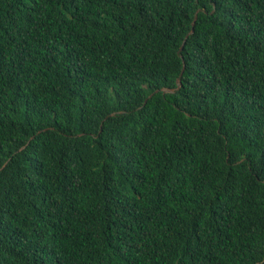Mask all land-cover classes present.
<instances>
[{"label":"trees","instance_id":"trees-1","mask_svg":"<svg viewBox=\"0 0 264 264\" xmlns=\"http://www.w3.org/2000/svg\"><path fill=\"white\" fill-rule=\"evenodd\" d=\"M0 264H264V0H0Z\"/></svg>","mask_w":264,"mask_h":264},{"label":"water","instance_id":"water-1","mask_svg":"<svg viewBox=\"0 0 264 264\" xmlns=\"http://www.w3.org/2000/svg\"><path fill=\"white\" fill-rule=\"evenodd\" d=\"M196 21H197V15L195 16V20H194V22H193V29H192V31H191L190 34H193V33H194V26H195V24H196ZM187 38H188V36H187ZM184 45H185V43H184ZM183 48H184V46L181 47L180 52L183 50ZM184 69H185V68H184ZM183 72H184V70H183ZM183 72H182V75H183ZM177 84H178V85H181V78H179V79L177 80ZM169 92H173V90H169Z\"/></svg>","mask_w":264,"mask_h":264}]
</instances>
